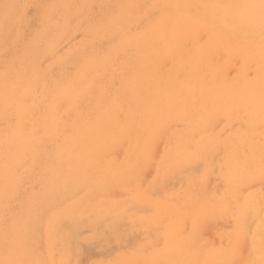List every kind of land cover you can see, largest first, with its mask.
I'll return each instance as SVG.
<instances>
[{"label":"rangeland","instance_id":"rangeland-1","mask_svg":"<svg viewBox=\"0 0 264 264\" xmlns=\"http://www.w3.org/2000/svg\"><path fill=\"white\" fill-rule=\"evenodd\" d=\"M244 1L0 0V264H263L264 0Z\"/></svg>","mask_w":264,"mask_h":264},{"label":"bare ground","instance_id":"bare-ground-1","mask_svg":"<svg viewBox=\"0 0 264 264\" xmlns=\"http://www.w3.org/2000/svg\"><path fill=\"white\" fill-rule=\"evenodd\" d=\"M132 1H133V0H132ZM211 1H212V0H211ZM215 1H216V2H222L223 0H221V1H220V0H219V1H218V0H215ZM251 1H252V0H251ZM251 1H250V2H251ZM138 2H139V1H138ZM213 2H214V0H213ZM232 2H234V1H232ZM236 2H238V1H235V3H236ZM242 2H243V1H242ZM244 2H247V0H245ZM140 3H141V2H140ZM229 3H230V2H229ZM253 3H254V2H253ZM207 4H208V3H206V7L208 6V8H211V7L214 5V4H212V3H211L212 6H209V5H207ZM219 4H221V3H219ZM236 4H237V3H236ZM236 4H235V5H236ZM225 5H227V4L225 3ZM228 5H229V4H228ZM241 5H243V4L241 3ZM140 6H141V5H140ZM190 6H191V4H190ZM231 6H232V5H231ZM233 6H234V5H233ZM243 6H244V5H243ZM15 7H16V6H15ZM143 7H145V6L143 5ZM143 7H142V8H143ZM214 7H215V6L212 7V8H213L212 11L214 10L213 12H215ZM224 7H225V6H224ZM226 7H228V6H226ZM229 7H230V5H229ZM239 7H240V6H239ZM131 8H132V7H131ZM217 8H218V10H219L220 7H217ZM242 8H243V7H242ZM242 8H241V11H242ZM228 9H229V8H228ZM234 9L237 10V8H234ZM247 9H248V8H247ZM259 9H260V8H259ZM140 10H141V8H140ZM198 10H199V9H198ZM208 10H209V9H208ZM229 10L231 11V9H229ZM255 10H256V9H255ZM260 10H261V9H260ZM263 10H264V9H263ZM126 11H128V10L126 9ZM135 11H136V10H135ZM212 11L209 12V14L212 13ZM224 11H225V10H224ZM258 11H259V10H258ZM15 12H16V10H15ZM124 12H125V11H124ZM196 12H197V11H196ZM207 12H208V11L206 10V14L208 15ZM233 12H234V11H233ZM233 12H232V13H233ZM238 12H239V8H238ZM263 12H264V11H263ZM263 12H262V13H263ZM201 13H204V12H201ZM217 13H218V12H217ZM226 13H227V12H226ZM235 13H236V11H235ZM240 13H241V12H240ZM197 14H198V13H197ZM254 14H255V13H254ZM130 15H131V12H130ZM137 15H138V14H137ZM211 15H212V14H211ZM216 15H217V14H216ZM222 15H223V14H222ZM222 15H220V16L222 17ZM238 15H239V14H238ZM54 16H55V15H54ZM208 16H209V15H208ZM213 16H214V15H213ZM175 17H177V16H175ZM208 18H209V17H208ZM208 18H207V19H208ZM215 18H216V17H215ZM215 18H214V19H215ZM222 18H223V17H222ZM237 18H238V17H237ZM125 19H126V18H125ZM223 19H225V18H223ZM226 19H227V18H226ZM208 20H210V19H208ZM208 20H207V21H208ZM240 20H243V18H241ZM119 21H120V20H119ZM70 22H71V21H70ZM199 22H200V21H199ZM201 22H202V21H201ZM53 23H54V22H53ZM191 23H192V22H191ZM228 23H230V22H228ZM234 23H235V22H234ZM192 24H193V23H192ZM203 24H204V23H203ZM218 24H219V23H216L217 26H218ZM195 25H197V24L195 23ZM223 25H224V23H223ZM231 25H232V24H231ZM49 26H50V25H49ZM214 26H215V25H214ZM224 26H225V25H224ZM194 27H195V26H194ZM208 27H209V26H208ZM215 27H216V26H215ZM220 27H222V26L220 25ZM236 27H237V26H236ZM245 27H246V26H245ZM160 28H161V27H160ZM212 28H213V26H212ZM212 28H211V29H212ZM217 28H218V27H217ZM165 29H166V28H165ZM196 29H197V28H196ZM196 29H195V30H196ZM198 29H199V28H198ZM198 29H197V30H198ZM200 29H201V28H200ZM223 29H224V28L222 27V30H223ZM228 29H229V28H228ZM189 30H190V29H189ZM215 30L218 31L217 29H215ZM255 30H256V28H255ZM187 31H188V30H187ZM198 31H199V30H198ZM208 31H210V30L208 29ZM212 31H214V30H212ZM212 31H211V32H212ZM223 31H224V30H223ZM233 31H234V33H235V30H233ZM239 31H240V30H239ZM262 31H263V30H262ZM97 32H98V31H97ZM263 32H264V31H263ZM65 33H66V32H65ZM65 33H64V34H65ZM186 33H188V32H186ZM212 33H213V32H212ZM217 33H218V32H217ZM220 33H221V36H222V32H221V30H220ZM223 33H224V32H223ZM226 33H228V32H226ZM226 33H225V34H226ZM229 33L232 34L231 31H230ZM229 33H228V35L226 34V35H227L226 37H230V34H229ZM239 33H241V31H240ZM239 33H237L236 36H238V35L240 36ZM246 33H247V32H246ZM260 33H261V32H260ZM253 34H254V33H253ZM218 35H219V34H218ZM223 35H224V34H223ZM233 35L235 36V34H233ZM241 35H242V34H241ZM255 35H256V34H255ZM65 36H66V35H65ZM221 36H220V40H221V38H222ZM138 37H139V36H138ZM218 37H219V36H218ZM223 37H224V36H223ZM240 37H242V36H240ZM244 37H245V35H244ZM244 37H242V40H241L242 42H241V43H244L243 40H246V39H243ZM263 37H264V35H263ZM64 38H65V37H64ZM132 38H133V37H132ZM136 38H137V37H136ZM177 38H178V37H177ZM184 38H185V37H184ZM236 38H238V37H235L234 39H236ZM245 38H246V37H245ZM261 38H262V36H261ZM261 38H260V39H261ZM66 39H67V38H66ZM130 39H131V38H130ZM137 39H138V38H137ZM223 39H225V38H223ZM227 39H228V38H227ZM231 39H232V37H231ZM231 39L228 40V41L230 42ZM238 39H241V38H238ZM247 39L249 40V37H248ZM124 40H126V39H124ZM132 40H133V39H132ZM141 40H142V39H141ZM208 40H209V39H208ZM217 40H218V39H217ZM253 40H254V39H253ZM255 40H256V39H255ZM263 40H264V38H263ZM223 41H225V40H223ZM223 41H222V42H223ZM232 41H234V40H232ZM236 41H237V40H236ZM246 41H247V40H246ZM249 41H251V39H250ZM258 41H259V40H258ZM121 42H122V41H121ZM155 42H156V41H155ZM220 42H221V41H220ZM251 42H252V41H251ZM251 42H250V43H251ZM256 42H257V40H256ZM259 42H260V41H259ZM261 42H263V41H261ZM1 43H2V42H1ZM224 43H226V41H225ZM245 43H246V42H245ZM125 44H126V43H125ZM247 44H248V42H247ZM252 44H254V43L252 42ZM262 44H263V43H262ZM262 44H261V45H262ZM228 45L230 46V44H228ZM228 45H227V46H228ZM234 45H235V44H234ZM243 45H245V44H243ZM248 45H249V44H248ZM263 45H264V44H263ZM125 46H126V45H125ZM184 46H185V45H184ZM184 46H183V47H184ZM203 46L205 47V45H203ZM240 46H241V45H240ZM249 46H250V45H249ZM257 46H260V45H257ZM54 47H55V46H54ZM235 47H237V46L235 45ZM132 48H133V47H132ZM193 48H194V47H193ZM193 48H192V49H193ZM212 48H213V46H212ZM227 48H228V47H227ZM227 48H226V49H227ZM242 48H243V47H242ZM249 48H250V47H249ZM252 48H253V47H252ZM254 48H255V47H254ZM196 49H197V47H196ZM247 49H248V48L246 47L245 50H247ZM256 49H258V48L256 47ZM125 50H126V49H125ZM248 50H249V49H248ZM251 50L254 51V49H251ZM261 50H262V48H261ZM179 51H180V50H179ZM235 51H237V50H235ZM241 51H242V50H241ZM248 52H249V51H248ZM205 53H206V52H205ZM258 53H259V52H257V54H258ZM194 54H196V53H194ZM194 54H193V55H194ZM250 54L252 55V52H251ZM178 55H179V54H178ZM164 56H165V55H164ZM198 56H200V55H198ZM202 56H203V55H202ZM240 56H241V55H240ZM260 56H263V54L260 55ZM225 57H226V56H225ZM228 57H229V56H228ZM242 57H244V56H242ZM190 58H191V57H190ZM198 58H199V57H198ZM204 58H205V57H204ZM240 58H241V57H240ZM240 58H239V59H240ZM255 58H259V56H258V57L255 56ZM255 58H254V59H255ZM261 58H262V57H261ZM233 59H234V58H233ZM248 59L250 60V58H248ZM249 60H246V62H248ZM255 60H256V59H255ZM260 60H261V59H260ZM263 60H264V59H263ZM208 61L210 62V60H208ZM189 62H190V61H189ZM189 62H188V63H189ZM246 62H245V63H246ZM258 62H259V61H258ZM258 62H257V63H258ZM262 62H263V63H262ZM262 62H261L262 65H264V61H262ZM104 63H105V62H104ZM105 64H106V63H105ZM203 64H204V63H203ZM209 64H210V63H209ZM254 64H255V62H254ZM191 65H192V64H191ZM204 65H205V64H204ZM204 65H203V66H204ZM210 65H212V64H210ZM262 65H261V66H262ZM206 66H207V65H206ZM217 66H218V65H217ZM253 66H255V65H253ZM96 67H97V66H96ZM207 67H209V65H208ZM207 67H206V68H207ZM210 67H211V66H210ZM248 67H249V66H248ZM101 68H103V67H101ZM203 68H204V67H203ZM218 68H219V67H218ZM252 68H253V67H252ZM258 69L260 70L259 67H258ZM88 70H89V69H88ZM95 70H96V69H95ZM206 70H207V69H206ZM209 70H210V69H209ZM209 70H207V71L209 72ZM218 70H219V69H218ZM237 70H238V69H237ZM259 70H258V71H259ZM210 71H211V70H210ZM238 71H239V70H238ZM253 71H254V70H253ZM255 71H256V68H255ZM260 71H262V69H261ZM200 72H201V71H200ZM208 72H207V73H208ZM241 72H242V71H240V73H241ZM195 73H196V72H195ZM195 73H193L194 76H195ZM213 73H214V72H213ZM217 73H218V71H217ZM254 73H255V72H254ZM261 73H262V72H261ZM97 74H98V73H97ZM190 74H191V73H190ZM190 74H188V75L190 76ZM255 74H256V73H255ZM255 74H254V75H255ZM262 74H263V73H262ZM262 74H261V75H262ZM81 75H82V74H81ZM209 75H210V74H209ZM212 75H213V74H212ZM215 75H216V74H215ZM258 75H259V74H258ZM261 75H259V76H261ZM186 76H187V74H186ZM192 76H193V75H192ZM194 76H193V77H194ZM200 76H201V75H200ZM220 76H221V75H220ZM245 76H246V75H245ZM91 77H92V75H91ZM184 77H185V76H184ZM190 77H191V76H190ZM193 77H192V78H193ZM218 77H219V75H218ZM237 77H238V75H237ZM237 77L235 76L234 79H236ZM263 77H264V76H263ZM83 78H84V76H83ZM185 78H187V77H185ZM185 78H184V80H185ZM201 78H202V77H200V79H201ZM208 78H209V76H208ZM223 78H224V77H223ZM238 78H239V77H238ZM251 78H252V77H251ZM251 78H250V79H251ZM254 78H255V77H254ZM254 78H253V79H254ZM257 78H258V77H257ZM259 78H260V77H259ZM261 78H262V77H261ZM195 79H196V78H195ZM211 79H212V78H211ZM211 79L209 78L210 81H211ZM220 79H221V78H220ZM243 79H244V78H243ZM82 80H83V79H82ZM86 80H87V79H86ZM86 80H85V82H86ZM188 80H190V78H189ZM193 80H194V79H193ZM193 80L191 81V83L193 82ZM198 80H199V79H198ZM198 80H197V81H198ZM203 80H204V79H202V81H203ZM212 80H215V79H212ZM216 80H217V79H216ZM222 80H223V79H221L220 81H222ZM236 80H238V79H236ZM236 80H234V81H236ZM259 80H260V79H259ZM206 81H207V79H206ZM210 81H209V82H210ZM238 81H239V80H238ZM241 81H242V80H241ZM243 81H244V80H243ZM245 81H246V80H245ZM251 81H252V80H251ZM83 82H84V81H83ZM183 82H184V81H183ZM188 82H189V81H188ZM198 82H199V81H198ZM212 82H213V81H212ZM215 82H216V81H215ZM37 83H38V82H37ZM89 83H90V82H88V86H89ZM213 83H214V82H213ZM217 83H219V82L217 81ZM228 83H230V82L227 81V84H228ZM246 83H247V85H248V82H246ZM259 83H260V82H259ZM183 84H184V83H183ZM186 84H187V83H186ZM192 84L194 85V83H192ZM205 84H206V82H205ZM210 84H212V83H210ZM210 84H209V85H210ZM233 84H234V83H232L231 86H232ZM237 84H238V83H237ZM241 84H243V82H242ZM249 84H251V83H249ZM254 84H255V83H253V85H254ZM86 85H87V84H86ZM190 85H191V84H190ZM190 85H189V86H190ZM202 85H203V83L201 84V86H202ZM216 85H217V84H216ZM220 85H221V83H220ZM220 85H219V86H220ZM239 85H240V82H239ZM239 85H237V86H239ZM260 85H262V84H259V86H260ZM184 86H185V85H184ZM184 86H182V87H184ZM219 86H218V87H219ZM223 86H224V82H223ZM225 86H226V85H225ZM237 86H236V88H237ZM242 86H243V85H242ZM248 86H249V85H248ZM248 86H246V87L248 88ZM251 86H252V85H251ZM192 87H193V89H194V86L191 85V88H192ZM205 87H206V86H205ZM215 87H216V86H215ZM195 88H196V87H195ZM201 88H203V86H202ZM211 88L213 89L212 86H211ZM220 88H221V87H219V89H220ZM228 88H229V87H228ZM231 88L233 89V87H231ZM231 88H230V90H231ZM260 88H261V87H260ZM189 89H190V88H189ZM189 89H188V90H189ZM216 89H217V88H216ZM241 89H242V88H241ZM177 90H178V89H177ZM188 90H187V91H188ZM204 90H205V89H204ZM220 90H221V89H220ZM243 90H244V86H243ZM251 90H252V88H251ZM254 90H255V88H254ZM180 91H181V90H180ZM182 91H183V89H182ZM185 91H186V90H185ZM202 91H203V90H202ZM217 91H219V90H217ZM221 91H222V90H221ZM252 91H253V90H252ZM72 92H73V91H72ZM193 92H194V91H192V93H193ZM210 92H211V89H210ZM230 92H231V91H230ZM230 92H229V93H230ZM236 92H237V90H236ZM241 92H242V91H241ZM163 93H164V92H163ZM178 93L180 94L179 91H178ZM200 93H203V92H199V94H200ZM211 93H212V92H211ZM182 94L184 95V93H182ZM186 94H187V92H186ZM195 94L199 95L197 92H195ZM195 94H194V95H195ZM250 94H251V93H250ZM180 95H181V94H180ZM192 95H193V94H192ZM233 95H234V94H232V96H233ZM248 95H249V94H248ZM68 96H69V95H68ZM189 96H190V95H189ZM220 96H221V95H220ZM246 96H247V94H246ZM75 97H76V96H75ZM75 97H74V98H75ZM195 97H196V96H195ZM243 97H245V95H244ZM247 97H248V96H247ZM24 98H25V97H24ZM70 98H71V97H70ZM218 98H219V96H218ZM225 98H226V95H225ZM245 98H246V97H245ZM263 98H264V97H263ZM195 99H196V98H195ZM195 99H194V100H195ZM226 99L228 100V98H226ZM241 99H242V94H241ZM246 99H248V98H246ZM67 100H68V99H67ZM190 100H192V99H190ZM236 100H237V99H236ZM244 100H245V99H244ZM251 100H252V99L249 98V100H247V101H251ZM263 100H264V99H263ZM195 101L197 102V100H195ZM219 101H220V99H219ZM219 101H218V102H219ZM222 101H223V100H222ZM231 101H232V100H231ZM172 102H173V100H172ZM215 102H216V101H215ZM239 102H241V100H239ZM173 103H174V102H173ZM219 103H220V102H219ZM241 103H244V102H241ZM189 104H190V103H189ZM216 104H217V102H216ZM235 104H236V103H235ZM233 105H234V104H233ZM243 105H244V104H243ZM245 105H246V104H245ZM220 106H221V105H220ZM220 106H219V107H220ZM258 106H259V105H258ZM258 106H257V107H258ZM230 107H231V106H230ZM195 108H196V107H195ZM239 108H240V107H239ZM259 108H260V107H259ZM234 109H235V108H234ZM234 109H233V110H234ZM201 110H203V109H201ZM201 110H200L199 112H201ZM233 110H232V111H233ZM257 110H259V109H257ZM204 111H205V110H204ZM254 111H255V110H254ZM254 111H253V112H254ZM53 112H54V111H53ZM196 112H197V111H196ZM224 112H225V111H224ZM258 112H259V111H258ZM55 113H56V112H55ZM197 113H198V112H197ZM255 113H256V111H255ZM189 116H190V115H188V117H189ZM188 117H187V118H188ZM193 117H194V116H193ZM196 117H197V116H196ZM196 117H195V118H196ZM195 118L192 119V120H195ZM172 122H173V121H172ZM190 122H193V121H190ZM196 122H197V119H196ZM187 123H189V122H187ZM23 124H24V123H23ZM189 124L192 125V123H189ZM210 124H211V121H210ZM25 125H26V124H25ZM201 126H202V125H201ZM183 128H185V127H183ZM186 128H187V127H186ZM186 130H187V129H186ZM189 131H190V130H189ZM173 132H174V131H173ZM175 132H176V131H175ZM187 132H188V131H187ZM187 132H186V133H187ZM183 133H184V132H182V134H183ZM192 135H194V134H192ZM189 138H191V137H189ZM214 138H215V137H214ZM236 138H237V137H236ZM169 139H170V138H169ZM240 139H241V138H240ZM204 140H205V139H204ZM215 140H216V139H215ZM189 141H190V140H189ZM200 141H201V140H200ZM200 141H199V142H200ZM203 142H204V141H203ZM217 143H219V142L217 141ZM184 144H185V143H184ZM199 144H200V143H199ZM202 144H203V143H202ZM220 145H221V144H220ZM254 145H255V144H254ZM218 146H219V145H218ZM183 147H184V146H183ZM186 147H187V146H186ZM191 147H193V146H191ZM201 147H202V146H201ZM189 148H190V147H189ZM197 150H198V149H197ZM199 154H200V153H199ZM202 155H203V154H202ZM244 156H245V155H244ZM244 156H243V157H244ZM192 157H193V156H192ZM200 157H201V156H200ZM211 160H212V159H211ZM21 161H22V160H21ZM206 161H207V160H206ZM260 161H261V160H260ZM260 161H259V162H260ZM210 163H211V162H210ZM210 165H211V164H210ZM220 169H221V168H220ZM232 173H235V172L232 171ZM4 177H5V176H4ZM231 181H232V180H231ZM64 184H65V183H64ZM67 185H68V184H67ZM68 186H69V185H68ZM228 186H229V184H228ZM9 187H10V186H9ZM6 190H7V189H6ZM2 194H3V193H2ZM229 196H230V195H229ZM2 197H3V196H2ZM231 199H232V198H231ZM256 210H257V209H256ZM260 210H261V209H260ZM248 214H250V213H248ZM258 214H259V213H258ZM254 225H255V224H254ZM258 226H259V225H258ZM261 227H262V226H261ZM246 229H247V228H246ZM257 229H258V228H257ZM258 230H259V229H258ZM258 230H255V231H257V233H258L259 231L263 233V231H261V229H260L259 231H258ZM246 232H247V230H246ZM253 232H254V231H253ZM260 232H259V233H260ZM255 233H256V232H255ZM262 233H261V234H262ZM261 234H260V235H261ZM253 237H254V234H253ZM260 237L262 238L261 241L263 242V241H264L263 234H262ZM257 238H258V237H257ZM257 238H256V239H257ZM250 239H251V237H250ZM252 239H253V238H252ZM258 239H259V238H258ZM253 240H254V239H253ZM253 240H252V241H253ZM261 241H260V242H261ZM254 244H255V243H254ZM252 245H253V244H252ZM261 245H262V243H261ZM256 246H257V245H256ZM258 246H259V245H258ZM253 247H254V246H253ZM253 247H252V248H253ZM258 248H259V247H258ZM262 249H263V251H264V246H263ZM256 251H257V250H256ZM253 252L256 254V252H255L254 250H253ZM257 252H258V251H257ZM260 252H262V251H260ZM262 253H263V252H262ZM262 253L259 255V257H261ZM263 255H264V254H263ZM256 257L258 258V256H256ZM211 258H212V257H211ZM224 259L227 260V258H224ZM259 259H260V258H259ZM261 259L263 260V258H261ZM261 259H260V260H261ZM226 260H224V261H226ZM260 260H259V261H260ZM231 261H232V259H231ZM226 263H227V261H226ZM254 263L256 264V262H254ZM260 263H261V261H260ZM227 264H228V263H227ZM252 264H253V261H252ZM263 264H264V261H263Z\"/></svg>","mask_w":264,"mask_h":264}]
</instances>
